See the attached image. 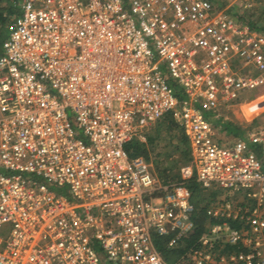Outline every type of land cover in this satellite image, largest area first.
<instances>
[{
  "label": "built area",
  "instance_id": "2783aa9c",
  "mask_svg": "<svg viewBox=\"0 0 264 264\" xmlns=\"http://www.w3.org/2000/svg\"><path fill=\"white\" fill-rule=\"evenodd\" d=\"M16 5L0 55V264H264V124L223 137L213 120L264 85V30L213 0ZM167 114L191 152L180 182L127 149ZM192 176L217 195L190 241Z\"/></svg>",
  "mask_w": 264,
  "mask_h": 264
},
{
  "label": "rangeland",
  "instance_id": "374dc122",
  "mask_svg": "<svg viewBox=\"0 0 264 264\" xmlns=\"http://www.w3.org/2000/svg\"><path fill=\"white\" fill-rule=\"evenodd\" d=\"M214 2L218 8L225 9L229 15L236 17L239 21H241L239 18L250 17L252 20H256L258 24H262V26H264V0H214ZM0 6H6L5 0H0ZM171 117V114L165 115L147 132V136L152 137V142L148 146L149 159L152 161L157 173L159 172V169L163 168L167 164V162L163 164V162L166 160L165 157L167 154L174 152L173 155L167 160L178 158V156H180V153L175 152L174 148L177 144H181L179 140L182 134L180 128L176 127L172 129L169 127V120L172 119ZM219 117L236 124L242 131L240 134L246 133L254 127L263 125L264 85L242 94L241 97L236 101H233L230 106L221 110ZM218 132V134L222 135L223 137L234 135H226L219 130ZM180 146L181 149L185 148L184 144H181ZM185 165H182V167ZM182 167L173 168L170 171L171 176H176V172L179 171L177 169H180L179 175H177L175 178L173 177V179L169 182H180L184 180L183 174L181 172ZM178 178H181V180ZM201 191V194L204 197V201H201V204H204L205 202L214 198V196L211 194V192L214 190Z\"/></svg>",
  "mask_w": 264,
  "mask_h": 264
},
{
  "label": "trees",
  "instance_id": "16d2710c",
  "mask_svg": "<svg viewBox=\"0 0 264 264\" xmlns=\"http://www.w3.org/2000/svg\"><path fill=\"white\" fill-rule=\"evenodd\" d=\"M17 1L18 0H5L6 6H0V55L3 53V48H2L3 41L6 38L8 32L10 31L15 18L20 12L19 7L16 5ZM239 19H241V21H243L244 23H248L255 28L264 30V26H262V24L261 25L258 24L256 20H252L250 17L239 18ZM171 118L172 119L169 120V127L172 129L176 127L180 128L182 136L180 137L179 142L181 144H184L185 148L181 149L180 146L181 144L176 145L174 151L180 153V156H178V158H174V159L172 158L171 160H167L169 157L173 155L174 152L166 155L165 157L166 160L163 162V164H165V162H167V164L163 168L159 169L158 172L159 177L164 181H170L173 179V177L175 178L177 177V175H179L180 169H177L179 171L176 172V176L170 175V171L173 168L182 167V165H185L191 161L189 142L184 133V130L173 119V117ZM213 120L216 122L217 129L220 132H225L234 135H239L240 132H242L236 124L224 120L222 117H215L213 118ZM151 142H152V137L147 136L146 141L134 140L129 142L127 144V149L130 151L131 155H143L144 157L149 159L148 146L150 145ZM178 179L181 180V178ZM182 188L190 196L192 201L199 207V211L197 212V215L195 217L194 227L190 232V241H192L197 239V237H199V235L203 232V230L214 220L205 213L204 208L200 205L201 201H204V197L201 194L202 192L201 190L204 189H202L199 182H197L195 176L190 177L186 181V183L182 185ZM211 194L215 197L217 195V191L214 190L213 192H211ZM158 248L162 251V253L164 254L165 258L168 261L172 260V257L174 256V252L168 251L166 249L165 243L159 242Z\"/></svg>",
  "mask_w": 264,
  "mask_h": 264
},
{
  "label": "crops",
  "instance_id": "0c3cea01",
  "mask_svg": "<svg viewBox=\"0 0 264 264\" xmlns=\"http://www.w3.org/2000/svg\"><path fill=\"white\" fill-rule=\"evenodd\" d=\"M222 133H223V134H226V135L228 134V133H225V132H222Z\"/></svg>",
  "mask_w": 264,
  "mask_h": 264
},
{
  "label": "bare ground",
  "instance_id": "6f19581e",
  "mask_svg": "<svg viewBox=\"0 0 264 264\" xmlns=\"http://www.w3.org/2000/svg\"><path fill=\"white\" fill-rule=\"evenodd\" d=\"M256 107H258V106H256Z\"/></svg>",
  "mask_w": 264,
  "mask_h": 264
}]
</instances>
